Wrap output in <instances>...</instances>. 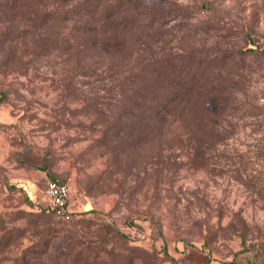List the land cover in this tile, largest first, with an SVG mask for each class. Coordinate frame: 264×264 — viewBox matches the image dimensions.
<instances>
[{
    "label": "rangeland",
    "instance_id": "374dc122",
    "mask_svg": "<svg viewBox=\"0 0 264 264\" xmlns=\"http://www.w3.org/2000/svg\"><path fill=\"white\" fill-rule=\"evenodd\" d=\"M144 1L165 6L157 53L228 81L231 71L250 114L228 145L197 150L151 117L143 127L141 112L110 111L118 79L76 45L60 13L72 3L0 0V264L78 252L83 264L105 250L118 264H264V0ZM54 177L70 184L71 219L49 206Z\"/></svg>",
    "mask_w": 264,
    "mask_h": 264
},
{
    "label": "trees",
    "instance_id": "16d2710c",
    "mask_svg": "<svg viewBox=\"0 0 264 264\" xmlns=\"http://www.w3.org/2000/svg\"><path fill=\"white\" fill-rule=\"evenodd\" d=\"M61 1L64 6L72 3L68 8H62L60 13L63 20L74 19L71 30L76 45L93 50L97 60H107L111 75L118 79L110 92V111L141 112V126H146L151 117L158 132L166 128L179 129L185 137L178 138L196 150L216 143L229 144L228 130L238 114L241 113L239 118L250 114L238 112L246 105V100L238 89L232 92L236 82L231 71H227L231 76L228 81L221 74L216 75L213 69L207 72L206 67L194 69L189 62L173 63L171 59L175 54L172 50L157 53L154 45L160 39L166 42L164 35H168L156 24L165 6L158 9L144 0ZM128 6L131 8H126ZM127 11L131 17L125 15ZM255 50V47H249L239 49L237 53L242 57ZM147 74L151 78L143 77ZM211 94L222 100L219 112H211L205 104V97ZM219 156L232 159V155L219 153ZM119 231L128 237L126 232ZM105 251L110 254L108 257L97 255L92 261L84 260L83 264L119 263L121 258L117 254ZM26 257L23 255L21 262L27 263ZM82 259L78 252L67 264H81ZM31 264L45 263L35 259Z\"/></svg>",
    "mask_w": 264,
    "mask_h": 264
},
{
    "label": "built area",
    "instance_id": "2783aa9c",
    "mask_svg": "<svg viewBox=\"0 0 264 264\" xmlns=\"http://www.w3.org/2000/svg\"><path fill=\"white\" fill-rule=\"evenodd\" d=\"M45 194L49 200V206L53 212L63 218L71 219L73 216L71 187L66 181L60 179H49L46 187Z\"/></svg>",
    "mask_w": 264,
    "mask_h": 264
}]
</instances>
